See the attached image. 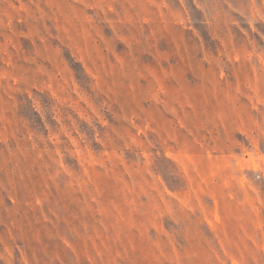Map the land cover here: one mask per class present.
Here are the masks:
<instances>
[{"label":"rangeland","instance_id":"1","mask_svg":"<svg viewBox=\"0 0 264 264\" xmlns=\"http://www.w3.org/2000/svg\"><path fill=\"white\" fill-rule=\"evenodd\" d=\"M0 264H264V0H0Z\"/></svg>","mask_w":264,"mask_h":264}]
</instances>
